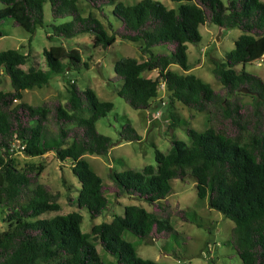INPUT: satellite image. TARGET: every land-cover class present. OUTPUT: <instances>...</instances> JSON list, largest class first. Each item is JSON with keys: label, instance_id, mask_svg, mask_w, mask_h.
Returning <instances> with one entry per match:
<instances>
[{"label": "trees", "instance_id": "16d2710c", "mask_svg": "<svg viewBox=\"0 0 264 264\" xmlns=\"http://www.w3.org/2000/svg\"><path fill=\"white\" fill-rule=\"evenodd\" d=\"M48 1L53 20L69 18L50 24L53 37L89 33L93 47L103 49L116 38L140 43L139 50L146 58L116 60L114 76L109 79L119 84L116 93L129 106L150 110L156 101L161 105V92L166 88L168 104L177 101L206 113L207 126L202 131L185 127L190 142L173 137L165 153L152 143L155 165L140 170L112 168L107 175L111 182L103 183L83 155L105 156L115 144L95 126L113 104L100 100L89 87L79 88L73 79L66 80L62 99L38 105L22 100L24 90L45 85L51 75L88 67L80 51L61 45L44 48L45 69H23L28 52L0 51V77L7 76L11 86L10 90H0V206L7 223L0 232V264H105L97 245L116 264H160L140 257L135 244L125 240L123 233L137 237L139 243L170 234L179 236L170 223L171 215L187 222L196 219L188 218L183 209L173 211L167 196L172 191L170 181L186 177L194 180L198 199H207L210 208L233 221L225 243L242 264H264V80L235 68L264 56V0H171L177 3L176 8H167L157 0H140L133 5L115 0ZM43 2L0 0V23L11 20L13 25L34 33L43 26ZM110 4L114 5L111 15L120 21L118 27L104 11ZM205 24L241 31L224 59L213 60V75L222 84L218 91L193 74L180 75L169 69L171 64L189 69L187 43L200 41L198 28ZM154 46L164 49L153 53ZM152 71L156 72L154 78L143 75ZM241 88L251 93H243ZM244 96L251 100L245 101ZM118 136V143L141 140L130 122L121 125ZM17 151L25 156L52 152L60 161L69 160L80 183L76 201L71 197L69 202H76L92 219L106 210L111 202L108 195L144 200L150 210L126 205L123 215L94 224L88 232L81 230L82 215L77 210L37 218L44 212L60 210L59 193L39 182L41 166L18 168L13 157Z\"/></svg>", "mask_w": 264, "mask_h": 264}, {"label": "rangeland", "instance_id": "374dc122", "mask_svg": "<svg viewBox=\"0 0 264 264\" xmlns=\"http://www.w3.org/2000/svg\"><path fill=\"white\" fill-rule=\"evenodd\" d=\"M140 0H115L116 3L133 5ZM167 8H176L177 3L171 0H157ZM224 3L226 0H221ZM2 4L0 3V8ZM83 7V3L80 4ZM114 5L104 6V11L109 15V19L115 27L120 25V21L111 15ZM101 22L106 25V21L94 11ZM69 20L63 18L53 20L50 12L48 0L43 2V26L36 28L34 33H29L20 26L13 25L11 20H4L0 23V51L7 49H18L28 52V60L22 65L23 69L29 66L46 68L43 57V49L52 45H61L65 48H77L80 51L83 61L88 62V67L82 66L79 70H73L67 74H53L48 82L41 87H34L24 90L23 101L31 105H38L42 102L63 98L66 93L67 79H73L81 89L91 88L100 100L110 101L113 109L104 117L96 121L95 126L98 132L112 138L115 144L110 148L105 156L95 154H84L83 158L88 162L90 168L101 177L102 182L109 184L108 172L113 168L122 171L128 168L140 170L143 166L155 165L154 147L167 152L170 148L171 138L190 142V137L185 132V127H191L202 131L207 126L206 113L196 112L188 109L180 102L174 105L168 104L166 88L161 92L164 105L161 106L156 101L150 110H138L129 106L116 93L118 83L109 79L114 76V63L123 57H132L137 61H143L146 55L139 50V42H132L116 38L114 43L108 48L93 47V36L89 33L79 34L72 38H60L51 36L50 24H60ZM200 41L194 45L187 43L186 56L189 69L183 70L177 64H171L169 69L177 74H193L207 83L214 90H221L222 84L213 75V60L221 61L225 54L234 48L235 39L241 34L237 28H224L221 31L219 41H216L218 26L215 24L200 25L198 28ZM162 46H154L153 53L163 51ZM237 71L245 70L253 73L264 80V60L251 63L239 64ZM144 76L154 78L156 72H145ZM9 78L5 75L0 77V90H10ZM245 101H250L249 96H244ZM158 105H160L158 107ZM161 111L155 113L156 110ZM194 116L191 117L190 115ZM130 122L141 140L137 142H116L121 125ZM18 168L27 165L41 166L39 182L47 184L53 193H59L58 202L60 210L48 211L37 218H49L58 214H66L71 211H79L82 215L81 230L90 231L94 224L109 222L115 214L123 215L124 206L141 205L147 210L150 206L144 201L135 197L123 196L118 199L108 195L111 202L103 213L90 218L88 212L79 209L76 205L70 204L69 198H74L78 194L80 183L72 172L69 160L60 161L56 159L52 152H46L38 156H25L20 152L13 154ZM171 193L167 196L171 209H183L188 214V218H195L202 223L197 224L183 221L175 214L171 215L170 223L179 233V236L170 234L167 238L159 240L139 241L137 237L128 232L123 233L125 240L133 242L136 246L137 254L144 259H151L160 264H242L240 258L225 241L230 236V230L234 223L230 219L207 204V199L200 200L196 195L195 182L191 177L183 180L172 179ZM3 208L0 206V232L7 228V223L3 221ZM96 249L105 264H116L114 258L105 253L99 245Z\"/></svg>", "mask_w": 264, "mask_h": 264}, {"label": "water", "instance_id": "95a60500", "mask_svg": "<svg viewBox=\"0 0 264 264\" xmlns=\"http://www.w3.org/2000/svg\"><path fill=\"white\" fill-rule=\"evenodd\" d=\"M223 29H224V28H223L222 26H218V33H217V35H216V41H219V39H220V34H221V31H222ZM240 91L243 92V93H251V92H249L246 88H241Z\"/></svg>", "mask_w": 264, "mask_h": 264}, {"label": "built area", "instance_id": "2783aa9c", "mask_svg": "<svg viewBox=\"0 0 264 264\" xmlns=\"http://www.w3.org/2000/svg\"><path fill=\"white\" fill-rule=\"evenodd\" d=\"M261 60H264V56H262V58L260 59V61H261ZM159 88H160V90L164 89V85L161 84V85L159 86ZM163 104H165V103H164V101L162 100V101H161V105H163ZM158 112H159V114H160V111H159V110L156 111L157 114H158ZM14 148L17 149V148H18V145L14 144ZM20 148H22V146H21ZM11 150H12V149H11ZM17 152H19V151H17Z\"/></svg>", "mask_w": 264, "mask_h": 264}]
</instances>
